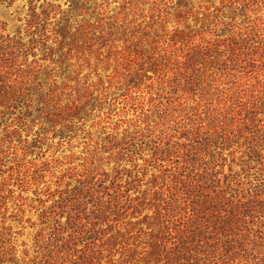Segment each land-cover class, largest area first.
Segmentation results:
<instances>
[{
    "label": "rangeland",
    "instance_id": "obj_1",
    "mask_svg": "<svg viewBox=\"0 0 264 264\" xmlns=\"http://www.w3.org/2000/svg\"><path fill=\"white\" fill-rule=\"evenodd\" d=\"M0 79V264H264V0H0Z\"/></svg>",
    "mask_w": 264,
    "mask_h": 264
},
{
    "label": "trees",
    "instance_id": "obj_2",
    "mask_svg": "<svg viewBox=\"0 0 264 264\" xmlns=\"http://www.w3.org/2000/svg\"><path fill=\"white\" fill-rule=\"evenodd\" d=\"M9 88H13L10 85V80L9 79H0V96L12 98L14 95H12L10 97V95H8V94L9 93L11 94L13 92V89H9ZM1 91H3V95H1ZM112 239H113L112 244H116L117 241L120 240V237H114ZM145 252H146L147 256L150 255V257H149L150 259L153 258L154 256H157L155 260H158L160 258L159 252H157V243L156 242L152 243V246H150V250L146 249Z\"/></svg>",
    "mask_w": 264,
    "mask_h": 264
}]
</instances>
